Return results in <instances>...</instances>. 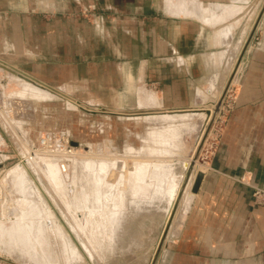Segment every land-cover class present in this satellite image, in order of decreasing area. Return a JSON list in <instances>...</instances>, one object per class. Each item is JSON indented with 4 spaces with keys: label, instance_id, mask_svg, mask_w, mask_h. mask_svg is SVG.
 I'll return each mask as SVG.
<instances>
[{
    "label": "crops",
    "instance_id": "crops-1",
    "mask_svg": "<svg viewBox=\"0 0 264 264\" xmlns=\"http://www.w3.org/2000/svg\"><path fill=\"white\" fill-rule=\"evenodd\" d=\"M263 2L0 0V59L107 109L194 107L225 84ZM240 59L217 148L156 264H264V11Z\"/></svg>",
    "mask_w": 264,
    "mask_h": 264
},
{
    "label": "rangeland",
    "instance_id": "rangeland-1",
    "mask_svg": "<svg viewBox=\"0 0 264 264\" xmlns=\"http://www.w3.org/2000/svg\"><path fill=\"white\" fill-rule=\"evenodd\" d=\"M241 72L242 68L239 77ZM19 79L24 78L0 67V264H150L155 239L163 226L162 209L169 200V193L156 187L163 184L161 180L163 175L157 174L153 164H158L159 167H162L160 166L162 164H168L169 166H166L171 170L172 176L178 178L179 174L185 170L184 154L187 155L188 149L184 148L173 153L163 150L161 148L163 146L154 143L149 134L155 130L173 128L175 129L173 132L176 133L175 139L179 138L180 142L188 148L192 145L198 127H200L199 117L191 118L192 127L184 128L180 126L181 124L166 120L155 110H140L143 112H133L135 114L128 117L117 113H90L79 109V106L68 105V101L65 102L62 97L66 90L61 85L48 84L53 93L41 99L21 92L22 86L19 84L23 80ZM236 82L230 85L224 98L222 111L209 128L210 131L201 155L204 161H209L217 148L226 112L232 103L238 85ZM73 88H75L73 93H69L72 98L78 100L85 96L82 86ZM219 88L215 90V94ZM209 99L208 101H212L215 96ZM97 103V101H88L86 104L89 106H86L89 109L104 106L103 103L101 105ZM46 133L50 135L47 147L40 142L41 135ZM65 139L72 149L69 155L62 153V149L58 147V143L64 142ZM152 145L160 148L154 147V150H150L149 146ZM60 159H65L67 162H58ZM91 159L111 161L109 172L106 171L105 176L113 182V185L121 182L119 170L125 159L128 162L133 160V166H130L128 172L134 170L136 161L149 160L151 162V176L148 179L150 185L146 193L141 196H132L130 189L134 180L122 181V183L125 182L123 191L127 195L124 201L120 200L123 204L120 205L118 201L120 210L124 212L119 215L120 218L122 214L128 216L126 220L124 216V221L121 220L119 229H116L121 235L112 241L109 239L107 229L99 230L93 226L98 224L96 222L105 215V213L98 212V206H102L99 203V185V190L96 189L91 198V204L95 205L92 216L79 211L78 214L76 213L79 218V221L75 220L76 223L71 211L74 204L71 199L76 192V182L73 179L76 176L81 178L85 174ZM50 162L51 164L54 162L57 171L60 170L57 173L59 175H56L60 177V183L64 186L65 192L58 189L53 182V176L49 174L47 168ZM93 166L97 169L92 173L99 175L103 173L99 171V166ZM10 168L11 171L6 170ZM243 179L242 176L239 177L240 181L245 182ZM252 189L254 201L264 204V189L255 185ZM256 191L259 193L255 194ZM116 192L117 190L112 187L111 194L108 195L110 199L103 196L100 200L105 206L106 204L111 206L113 200L115 202L119 200ZM135 207H139L140 212L135 216L137 219L133 217L130 220L129 216L132 210L135 211ZM110 208L113 210L112 207ZM148 209L149 215H147ZM102 210L108 211L106 207ZM87 217L93 225L87 224L89 226L84 229L83 221ZM101 230L103 233H100ZM103 240L106 241L103 242ZM167 242L168 239L163 242L158 256L163 253ZM103 243L106 246L102 245Z\"/></svg>",
    "mask_w": 264,
    "mask_h": 264
},
{
    "label": "bare ground",
    "instance_id": "bare-ground-1",
    "mask_svg": "<svg viewBox=\"0 0 264 264\" xmlns=\"http://www.w3.org/2000/svg\"><path fill=\"white\" fill-rule=\"evenodd\" d=\"M239 55L236 58V61L234 63L233 68L230 71L229 75H232L231 81L230 82H234L235 78L241 68V59L238 58ZM18 68V67H17ZM21 70V69H20ZM23 71V70H22ZM25 72V71H24ZM13 74V73H12ZM17 78V77H16ZM18 79V78H17ZM37 79V78H36ZM21 80V79H19ZM23 80V81H22ZM21 83L19 85L22 86V89L20 90L23 93H28V94H32L34 95V97H39L41 99L45 98V97H49L53 92L49 89L48 85H46L47 83H45L44 81L41 80H37V81H32V80H24L22 79ZM39 81V82H38ZM226 81V80H225ZM224 86V85H223ZM223 86L220 88L219 93L215 96V99L213 101H215L217 99V97L219 96V94L222 91ZM229 88V87H228ZM60 91V90H59ZM19 92V93H21ZM55 92V91H54ZM57 93V92H56ZM60 94V93H59ZM66 101H68V105H73L72 107H78L79 105L76 103L75 100L72 99V97L68 94V93H64V95L62 96ZM62 99V98H61ZM81 102V101H80ZM83 103V102H82ZM84 104V103H83ZM85 106L87 105L86 103L84 104ZM203 104H195L193 105L194 107L196 106H200ZM89 106V104L87 105ZM86 106V107H87ZM98 108L100 107H104L105 106H97ZM88 108V107H87ZM116 109L115 113H117L118 115H127V117L129 115H133L135 113L130 112V111H125L121 109ZM156 112L160 113V115L163 116V118H166L168 121H174L176 122V124H181L180 126H183L184 128H188V127H192L191 125L193 124V121L191 118L193 117H199V122H200V127H198V131L196 133L195 139L192 143V145L188 148L185 147V145L180 142V139L176 138L175 136V132H173V128H170L168 130H155L152 131L149 135L152 139V141L154 143H158L159 145L163 146L161 147L163 150H168L170 152H179L181 150H183L185 148L188 149V153L187 155L184 154L185 156V161H184V167L185 170H183L181 172V174H179L178 178L175 176H172V172L169 169V165L166 166L164 164L160 165L162 167L155 165V171H157V174L161 177V180L163 182V184L159 187L158 185L156 186L157 188H159L161 191L164 190L165 192L167 191V193H169L168 195V202H166L164 209H162V215H163V226H162V230L160 232V234L158 235V237L155 239V245L153 248V252L157 246V242L159 240V237L163 231V229L166 227L165 230V236H164V241H166L170 234L174 233L175 229L178 227L180 221L182 220V215L185 213V210L188 208V205L193 197V192L191 191V185L194 181L195 175L197 173V171H203V169L201 167H203L204 165H206V160L204 161V157L203 159L201 158V155L203 154L202 150L203 147L205 146V142L207 140V136L209 134V132L207 133V136L202 144L201 150L199 152V156L193 160L192 159V155L193 152L195 151V148L197 146V143L201 137L202 131L207 123L208 117L204 112L201 111H196L195 109H176V110H168V109H161V110H155ZM149 113V112H148ZM108 115V114H107ZM151 115V114H150ZM153 115V114H152ZM116 117V116H115ZM121 117V116H120ZM124 118V117H123ZM122 118V119H123ZM130 118V117H129ZM132 118H134L132 116ZM170 124V123H168ZM171 126V125H170ZM210 131V130H209ZM193 133V132H192ZM184 138V137H183ZM182 139V138H181ZM182 141V140H181ZM189 141V140H188ZM185 143V142H184ZM156 146V145H155ZM155 146H149L150 150L153 149ZM156 149H159L160 147H155ZM29 152V151H28ZM37 152V151H36ZM184 152V151H183ZM187 152V151H186ZM182 153V152H181ZM30 155V154H29ZM176 155V154H175ZM164 156V154H163ZM169 156V155H168ZM180 156V155H178ZM177 156V157H178ZM123 157V156H122ZM161 157V156H160ZM119 158V157H118ZM128 158V157H127ZM166 158V157H165ZM171 158V157H170ZM181 158V157H180ZM49 159V158H48ZM124 159V158H123ZM131 159V158H130ZM175 159V158H174ZM182 159V158H181ZM24 160V159H23ZM126 160V159H125ZM122 163V170H119V177H121V182L120 183H116L115 185H113L112 181H109L108 178H106L105 174L106 171L109 170V164L110 162H108V160H101V161H93L92 159L89 160L90 166L86 164V167L88 168V170L85 172V174L79 178L78 176L74 177L73 181L76 182V192L73 194V197L71 200L74 201V206L72 205V214L74 215V221H79L77 214L79 213V211H83L85 214L88 213L89 216L93 215V209H95V205L93 206L92 203V194L93 192L98 189L100 187V193H99V198L101 199L103 196H106L107 198H109V194H111V190L112 187H114V189L117 190V194L116 196L119 197V200L117 199V202H115V200H113L110 204L111 206H108L109 204H106V206L103 204V201L99 199V203L102 204V206H98V212L99 213H105V215L103 217H101L96 223V225H93L92 221H90L89 217L85 218L83 221V227L85 229L86 226H89L87 224H92L94 226L95 229H107L108 230V235H109V239L110 241L117 239L121 234L120 232H118L116 229H119L118 226L121 225V220L124 221V216L122 214V217L120 218V213H124L120 210V205L123 204L120 202V200L124 201L126 199V195L124 193V188H125V182L122 183V181H128L129 179H131L130 181L134 180V184H131V191L130 194H133L132 196H141V194L146 193L147 191H149V185L150 182L148 181L149 177L151 176V162L149 160H145L143 162L141 161H136L134 164H136L132 171L128 172V169L130 168V166H133V160L128 162L125 161ZM170 160V159H169ZM87 161V162H89ZM113 161V160H112ZM118 161V160H117ZM174 161V160H173ZM22 162V161H21ZM86 162V163H87ZM122 162V161H121ZM166 162V161H164ZM93 163V164H92ZM119 163V162H118ZM166 163H172V162H166ZM47 164V163H46ZM112 164V163H111ZM93 165H97L99 171H102L103 173L101 175L96 174V173H92L93 171H96L97 168H95ZM114 165V163H113ZM111 165V166H113ZM121 165V164H119ZM172 165V164H170ZM171 167V166H170ZM13 168V167H12ZM19 168V167H18ZM48 172L49 174H51L53 176L52 180L53 182L56 184L58 189H62L64 188V186H62V184L60 183V177H57V173L60 172V170L56 169V166H54V162L53 164L48 163ZM174 168V167H173ZM154 169V168H153ZM176 169V168H175ZM6 170H10V169H6ZM5 170V171H6ZM20 170V169H19ZM65 170V169H64ZM127 170V171H126ZM174 170V169H173ZM178 170V169H177ZM15 172V170H13ZM187 171V172H186ZM21 172V171H20ZM23 172V171H22ZM109 172V171H108ZM9 173V172H8ZM17 173V172H15ZM101 173V172H100ZM186 173V174H185ZM57 174V175H56ZM62 174V173H61ZM175 174V173H174ZM13 175V174H12ZM110 175V174H109ZM118 175V174H117ZM177 175V173H176ZM98 176V177H97ZM165 177V178H164ZM1 178V177H0ZM116 178V177H115ZM167 178V179H166ZM118 180V178H117ZM151 180V179H150ZM19 182V181H18ZM17 182V183H18ZM127 183V182H126ZM130 183V182H129ZM99 185V187H98ZM128 185V184H127ZM126 185V186H127ZM130 185V184H129ZM130 185V186H131ZM127 189V188H126ZM65 190V189H64ZM63 190V191H64ZM155 190V189H154ZM160 191V192H161ZM59 192V191H58ZM61 192V191H60ZM65 192V191H64ZM63 192V193H64ZM114 193V192H113ZM129 193V192H127ZM162 193V192H161ZM62 195V194H60ZM151 196V195H150ZM96 197V196H95ZM140 198V197H139ZM144 198V196H143ZM110 199V198H109ZM134 199V198H133ZM112 200V198H111ZM120 205H119V202ZM139 201V200H138ZM141 201V200H140ZM70 204L71 201H70ZM97 204V202H96ZM106 207L108 209V211L102 210L104 209V207ZM141 206V205H140ZM112 207L113 210L110 208ZM124 207V206H123ZM126 207V205H125ZM110 209V210H109ZM127 210V209H126ZM132 210V209H131ZM130 210V211H131ZM70 211V210H69ZM95 211V210H94ZM147 211V210H145ZM97 212V211H96ZM140 212L139 207H135V211L132 210L129 218L130 220H132L133 217L136 216L137 213ZM77 213V214H76ZM150 211L148 209V213L147 215H149ZM157 214V213H156ZM96 215V214H95ZM72 216V215H71ZM101 216V215H100ZM127 216H125V220L127 219ZM81 217V216H80ZM85 217V216H84ZM96 217V216H95ZM138 217V216H137ZM93 220V217H91ZM136 218V217H135ZM148 218V217H147ZM98 219V218H97ZM137 219V218H136ZM140 219V218H139ZM69 220V219H68ZM134 220V219H133ZM72 221V220H71ZM75 221V222H76ZM70 222V221H69ZM152 222V221H151ZM77 223V222H76ZM79 223V222H78ZM125 223V222H124ZM137 223V222H136ZM75 224V223H74ZM133 224V223H132ZM131 224V225H132ZM90 225V226H92ZM126 225V224H125ZM82 226V225H81ZM80 226V228H81ZM134 226L136 227V224H134ZM155 226V225H154ZM82 227V228H83ZM123 227V226H122ZM77 228V227H76ZM90 227H88L89 229ZM93 228V227H92ZM134 228V227H131ZM87 229V227H86ZM76 231V230H75ZM92 232V231H91ZM102 232V230L100 231V233ZM107 232V231H106ZM125 232V231H124ZM103 233V232H102ZM84 234V233H83ZM102 235V234H101ZM105 235V234H104ZM87 236V235H86ZM128 236V234H127ZM93 237V235L91 236ZM104 237V236H103ZM148 239V238H147ZM94 240V239H93ZM126 240V239H125ZM90 241V240H89ZM106 241V240H105ZM103 240V242H105ZM95 242V240H94ZM102 242V240H101ZM116 242V241H115ZM100 243V242H99ZM117 243V242H116ZM126 243V242H125ZM124 243V244H125ZM109 244V243H108ZM150 244V243H149ZM102 245H105L104 243ZM118 245V244H117ZM116 245V246H117ZM106 246V245H105ZM112 246V245H111ZM65 247V246H64ZM67 247V246H66ZM142 247V246H141ZM108 248V247H107ZM116 248V247H115ZM145 248V247H144ZM105 249V248H104ZM109 250V249H108ZM104 251V250H103ZM89 252V250H88ZM90 253V252H89ZM153 254V253H152ZM91 255V253H90ZM110 255V254H109ZM157 263V262H156Z\"/></svg>",
    "mask_w": 264,
    "mask_h": 264
},
{
    "label": "water",
    "instance_id": "water-1",
    "mask_svg": "<svg viewBox=\"0 0 264 264\" xmlns=\"http://www.w3.org/2000/svg\"><path fill=\"white\" fill-rule=\"evenodd\" d=\"M264 11V2L261 6V9L259 11V14L252 26V29L248 35V37L246 38L245 42H244V45H243V48L239 54V59L242 57L249 41L251 40L252 36H253V33H254V29H255V26L257 24V21L259 19V17L261 16V14L263 13ZM0 67L4 70H7L11 73H14V74H17L18 76L26 79V80H32V81H37L38 79H36L35 77H33L32 75L18 69L17 67H15L14 65L10 64V63H7L5 62L4 60L0 59ZM231 78H232V75H229L228 79L226 80L223 88H222V91L221 93L219 94V96L217 97V99L215 101H208V102H205L203 105L201 106H198V107H186V108H183V109H195L196 111H201V112H204L207 117H208V120H207V123L202 131V134H201V137L197 143V146L195 148V151L193 152V155H192V159L195 160L198 156H199V152L201 150V147H202V144L207 136V133L209 132V128L211 127V125L213 124V122L215 121V119L218 117V115L221 113L222 111V105H223V102H224V98H225V95H226V92L228 90V87H229V84H230V81H231ZM39 82V81H38ZM48 85V84H46ZM49 87V86H48ZM64 95V93L62 94V96ZM73 100L76 101V103L79 105V109L83 110V111H86V112H90V113H94V112H101V113H108V114H115V110L114 109H107V108H104V107H100V108H87L83 103L79 102L78 100L72 98ZM168 110H176V109H168ZM146 111V110H145ZM130 112H143V111H140V110H136V111H130ZM202 177H203V171H197L196 175H195V178H194V181L191 185V191L193 193H196L198 191V188H199V185H200V182L202 180ZM165 230H166V227L163 229L160 237H159V240L157 242V246L153 252V255H152V258H151V261H150V264H155L156 261H157V258H158V254L161 250V246L164 242V236H165Z\"/></svg>",
    "mask_w": 264,
    "mask_h": 264
},
{
    "label": "built area",
    "instance_id": "built-area-1",
    "mask_svg": "<svg viewBox=\"0 0 264 264\" xmlns=\"http://www.w3.org/2000/svg\"><path fill=\"white\" fill-rule=\"evenodd\" d=\"M49 139H50V135H49V133H46L44 135H41L40 142L43 146L47 147V145L49 144ZM58 147H60L62 149V153L66 154V155H69L72 151L71 147L67 143V139H65L64 142H59ZM65 159H62V160L60 159L58 162H60V161L61 162H67V160H65ZM257 193H259V191L255 192V194H257Z\"/></svg>",
    "mask_w": 264,
    "mask_h": 264
}]
</instances>
